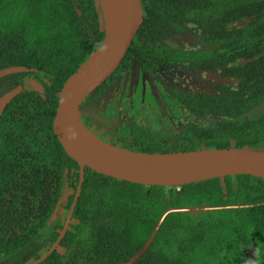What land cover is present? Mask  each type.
Wrapping results in <instances>:
<instances>
[{
	"label": "trees",
	"instance_id": "16d2710c",
	"mask_svg": "<svg viewBox=\"0 0 264 264\" xmlns=\"http://www.w3.org/2000/svg\"><path fill=\"white\" fill-rule=\"evenodd\" d=\"M142 5L145 20L127 57L149 71L171 50L170 64H196L225 82L215 93L170 100L174 110L182 101L184 111L176 115L190 119L173 130V141L130 123L122 124L115 144L145 152L264 149V0H142ZM182 32L207 47H180L175 38ZM104 37L96 0H0V70L36 69L0 78V96L25 86L0 118L5 231L0 230V264H32L64 228L60 213L49 221L73 188L63 206L66 213L71 209L80 166L57 138L53 121L64 83ZM30 76L45 87L44 94L29 86ZM196 206L213 209L171 212L160 224L171 208ZM159 224L149 248L132 264H264V180L240 174L178 189L119 180L86 167L66 235L40 264H123Z\"/></svg>",
	"mask_w": 264,
	"mask_h": 264
},
{
	"label": "water",
	"instance_id": "95a60500",
	"mask_svg": "<svg viewBox=\"0 0 264 264\" xmlns=\"http://www.w3.org/2000/svg\"><path fill=\"white\" fill-rule=\"evenodd\" d=\"M105 37L95 50L68 78L59 93L60 99L53 121L54 132L66 152L80 166V183L66 224L50 250L32 264L42 263L61 243L69 228L71 217L82 191L85 169L89 167L119 180L155 186H176L197 183L213 178L225 181L227 176L249 174L264 180V149L232 146L229 148H201L193 151L145 152L110 143L94 133L82 119V106L91 95L115 73L126 58L144 23L142 0H96ZM27 66H10L0 70V78L18 72L35 71ZM30 87L42 94L45 87L36 79ZM18 85L0 96V118L13 99L24 90ZM28 87V86H27ZM74 190H72V193ZM62 196L49 221L63 211L68 194ZM213 209L210 206L174 207L161 218L160 224L171 212H191ZM131 260L132 264L150 246L157 231Z\"/></svg>",
	"mask_w": 264,
	"mask_h": 264
},
{
	"label": "flooded vegetation",
	"instance_id": "af4514ba",
	"mask_svg": "<svg viewBox=\"0 0 264 264\" xmlns=\"http://www.w3.org/2000/svg\"><path fill=\"white\" fill-rule=\"evenodd\" d=\"M185 35L192 37L195 41L194 44H190L191 47H186V49L194 51L195 48L205 49L207 47L201 43L199 38H195L188 32L183 33V36ZM179 45L183 48L181 44ZM171 47L172 46H170V48ZM164 54L166 58L160 65L153 67V70L149 71L138 59H130L126 56L112 77L98 89L95 95L89 96L84 101L82 106V119L85 124L98 136L115 144L118 141L113 138L120 137V127L122 124L135 123L137 119L136 115L130 112L131 110L128 111V109L133 108L134 104H142L143 108L149 110L146 106V102H150L147 101L150 96L153 98L152 101H155L151 108H153L154 112L159 116V121L162 120L161 115L166 117V114L171 113V121L169 120L171 126H168L167 130L162 129V131L160 130L159 132L168 137L167 140L173 141L171 137H176V134L172 133L174 131L170 132V129H181L185 124H188L190 119L176 115L179 110L182 112L184 111L181 100L176 110L172 108L170 100H178L187 94L215 93L225 80L221 81L220 75L216 71H204L196 64L191 68L181 60L170 64L171 50L169 53L165 51ZM207 75H210V77L205 78ZM29 78L30 81L34 79L32 76ZM229 81H232L231 78ZM136 93H139L138 97L135 96ZM113 108L116 110L117 115L109 114ZM124 113L129 117L127 120L124 118ZM172 122L175 124V128L172 126ZM66 204H62V207ZM70 211L71 209L69 212ZM69 212L63 216L65 217V219H63L64 226ZM72 219L73 215L71 221ZM0 230L4 231L2 225ZM3 238L4 237L1 236L0 241H3ZM52 246L50 248H52ZM41 251L42 249L39 250L40 253ZM44 252L45 251L41 254ZM5 255L7 256V253H5ZM7 263H9V260Z\"/></svg>",
	"mask_w": 264,
	"mask_h": 264
},
{
	"label": "rangeland",
	"instance_id": "374dc122",
	"mask_svg": "<svg viewBox=\"0 0 264 264\" xmlns=\"http://www.w3.org/2000/svg\"><path fill=\"white\" fill-rule=\"evenodd\" d=\"M177 39H180L178 42H179V44H181L184 47H191L190 44L195 43L194 39L188 35L183 36V34H182L181 37L178 36ZM177 39L175 38V40H177ZM209 77H210V75H207L205 78H209ZM138 95H139V93L135 94L136 97H138ZM152 100H153V98L149 96L147 101H150V102H146V106L149 108V110L143 108L142 104L141 105L134 104L133 108L130 109L128 107L129 108L128 111L131 110L130 112L134 113L135 115L137 114V116H136L137 119L135 121L136 125L149 127L151 130H155V131H160V130L162 131V129L167 130L168 126H171L170 122H169V120L171 121V115H170L171 113L166 114V117L164 115H161L162 120L159 121V116L154 112V109L151 108L152 104L155 103V101H152ZM109 114L117 115V112L113 108ZM109 114H107V115H109ZM124 118L127 120L129 117L127 116V114H125ZM186 118H188V117H186ZM184 121H185V119H184ZM172 126L175 128V124L173 122H172ZM173 130L174 129L171 128L170 132H172ZM66 193L68 194V197H69L70 194H73L72 189H68L66 191ZM60 214H61V216H64L66 214V210L61 211Z\"/></svg>",
	"mask_w": 264,
	"mask_h": 264
},
{
	"label": "crops",
	"instance_id": "0c3cea01",
	"mask_svg": "<svg viewBox=\"0 0 264 264\" xmlns=\"http://www.w3.org/2000/svg\"><path fill=\"white\" fill-rule=\"evenodd\" d=\"M34 253H35V251H32V252H31V255H34Z\"/></svg>",
	"mask_w": 264,
	"mask_h": 264
},
{
	"label": "clouds",
	"instance_id": "9594fccd",
	"mask_svg": "<svg viewBox=\"0 0 264 264\" xmlns=\"http://www.w3.org/2000/svg\"><path fill=\"white\" fill-rule=\"evenodd\" d=\"M72 190H73V189H72ZM44 253H45V252H44ZM44 253H43V254H44ZM43 254H42V255H43Z\"/></svg>",
	"mask_w": 264,
	"mask_h": 264
}]
</instances>
